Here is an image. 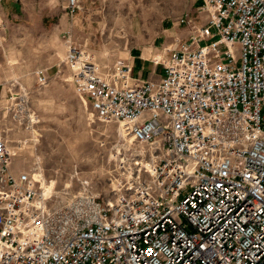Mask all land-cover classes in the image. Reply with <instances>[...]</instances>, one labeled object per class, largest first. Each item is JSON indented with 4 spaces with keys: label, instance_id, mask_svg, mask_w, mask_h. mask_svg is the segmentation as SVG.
<instances>
[{
    "label": "built area",
    "instance_id": "obj_1",
    "mask_svg": "<svg viewBox=\"0 0 264 264\" xmlns=\"http://www.w3.org/2000/svg\"><path fill=\"white\" fill-rule=\"evenodd\" d=\"M194 3L158 79L63 33L68 81L121 134L110 194L58 203L0 129V264H264V0Z\"/></svg>",
    "mask_w": 264,
    "mask_h": 264
},
{
    "label": "rangeland",
    "instance_id": "obj_2",
    "mask_svg": "<svg viewBox=\"0 0 264 264\" xmlns=\"http://www.w3.org/2000/svg\"><path fill=\"white\" fill-rule=\"evenodd\" d=\"M34 1L24 9L0 7V129L13 152L12 168L38 169L62 205L71 206L74 195L100 200L110 194L121 134L117 124L100 122L68 81L62 35L68 32L102 64L130 62L129 51L140 55L150 44L165 51L179 33L167 36L163 25L178 26L194 0H77L73 12L67 0ZM159 57L153 54L155 64ZM38 72L46 75L44 84Z\"/></svg>",
    "mask_w": 264,
    "mask_h": 264
},
{
    "label": "crops",
    "instance_id": "obj_3",
    "mask_svg": "<svg viewBox=\"0 0 264 264\" xmlns=\"http://www.w3.org/2000/svg\"><path fill=\"white\" fill-rule=\"evenodd\" d=\"M26 2L28 3L30 2L33 6L36 5L34 0L33 1L32 0L31 1H28V0H0V7L3 11H5L7 8L18 9L19 6L20 8L24 9V4H26ZM50 5L54 6L52 3ZM194 5H195L194 2H190L187 10H190L191 12L194 11ZM33 9L36 10L35 8ZM163 27L164 29L162 30V32H165V31L168 32V35L166 34L167 36L171 35L174 31H177V30H178L177 32L181 35H183L185 32L181 26L171 27L172 28L171 29V28H167L169 27V24H167V25H163ZM166 35L164 34V36ZM147 50L149 52L148 56L145 55L146 54L145 51ZM157 52H160L162 58H164L167 55V52L161 49L158 50L157 48H155V45L153 44H150L149 47H142L140 55L137 53H134L132 50L129 51V60L133 65V71H132L133 75L139 78H142V79L160 78L163 74L162 65L155 64L152 60L153 54ZM150 54L152 55L150 56Z\"/></svg>",
    "mask_w": 264,
    "mask_h": 264
},
{
    "label": "bare ground",
    "instance_id": "obj_4",
    "mask_svg": "<svg viewBox=\"0 0 264 264\" xmlns=\"http://www.w3.org/2000/svg\"><path fill=\"white\" fill-rule=\"evenodd\" d=\"M44 190H45L46 193L50 192L48 189H45V188H44Z\"/></svg>",
    "mask_w": 264,
    "mask_h": 264
}]
</instances>
